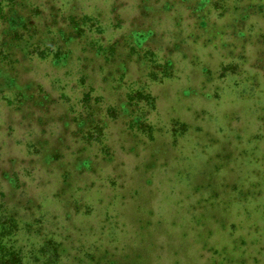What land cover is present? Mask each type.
Wrapping results in <instances>:
<instances>
[{"label": "rangeland", "instance_id": "rangeland-1", "mask_svg": "<svg viewBox=\"0 0 264 264\" xmlns=\"http://www.w3.org/2000/svg\"><path fill=\"white\" fill-rule=\"evenodd\" d=\"M164 1L171 0H159V4H163ZM194 1L196 0H181V3H186L187 7L192 6L194 11L191 14H188L185 8L179 7L177 11L164 15L167 20L163 18L159 26L168 33L166 38L160 36V41L157 39L152 41L150 46L155 47L157 51L155 56L147 46L141 51L142 56H147L146 61L151 64L153 59L155 64H162L160 57L162 54L177 61L179 51L185 52L190 59L192 58L195 67L191 63L188 65L181 63L182 72H175L179 75L178 78L171 79L173 81L171 83H154L152 88L154 91L157 89L162 95L163 99L159 97V111L165 113V118L170 117L171 111L167 110L172 108L174 98L177 112L173 114L184 118L190 124L192 122L196 128L199 126L202 134L183 136L180 140L183 155L180 160H173V154L168 155L169 166L173 168L171 172L168 171L170 167L161 168V172H157V175L161 176L154 178L156 189L154 194L148 190L149 187H145L151 184H143L137 174L133 173V176L127 177L130 175L127 173L129 170L127 166H130L128 164L132 167L135 165V156L133 152L128 151L140 149L141 143L135 135H129L125 130L123 116L120 115L117 119L103 118L108 105H118V95L113 93V90L121 80L117 77L116 86L107 83L105 75L98 69L99 65L96 67L101 58L99 53L88 54L86 60V53L85 55L82 53L83 48H76L73 45L72 49H76L77 59L68 61L66 65L53 64L48 58L35 59L30 69L26 72L24 70V74H19L20 83L24 84L22 92L27 95V100H24L27 104L22 105L17 101L21 98L15 95L12 98L14 104L7 103L12 96L10 89L0 87V191L5 193L3 199L8 203L5 214L2 211L0 222L8 218L12 209H19V215L21 214L22 217L17 215L18 226L12 228L14 235L10 233L7 237L8 243L21 252L24 264H69L80 261L82 256L88 260V255H94L96 251L94 249L79 251L77 247L71 248L68 244L70 258H60L59 261L50 258L52 254L50 251L54 248L53 242L50 241L45 249H41L45 240L41 238V233L29 232L36 229L37 223L35 222L32 228L28 227L29 217L24 206L26 204L31 206L37 217L42 216L45 226L51 223L47 221L51 220V216L48 218L44 216V209H49L51 212L53 209L58 211V217L55 218L58 226L62 224V218L67 219L68 214L64 203L59 202L50 206L49 202H46L43 206L42 202L39 207L37 204L41 201L27 203L26 197H14L13 192L9 193V187L14 184H9L7 176L3 173L11 174L12 170L16 169L19 170L20 183L17 184V188L20 189H33L39 193L45 183L52 182L50 186L53 187L71 184L75 195L69 201L73 202L72 208L78 204L79 211L72 212V217L65 222H72L77 227H81L82 235L90 232L89 236H83L82 239L85 238L95 244L100 245L102 240H105L108 242L105 244L115 247L120 240L121 244L118 248L127 245L125 251L114 254L116 256L111 255L113 261L107 264H222L221 258L225 259V257L218 251L223 248L229 256L234 254L235 258L250 259V264L264 262V247H262L264 246V0H237L236 7L230 4L231 0H226L223 2L226 14L223 15V12L216 10L215 21L209 18L211 14L207 8L198 9V3L193 8ZM82 2L93 3L94 0ZM75 3H78L77 0H71L70 5ZM159 4H153V8L150 6L148 8L154 11ZM71 10L74 12V9ZM89 11L90 9L85 7L79 14ZM128 11L130 10L127 9ZM183 12V17L174 18L182 15ZM153 13L159 15L158 12ZM128 15L132 16L133 13ZM193 21L195 24L192 23ZM99 27L112 34L114 39L117 38L115 31L119 27H115L114 23L108 21L105 24L101 23ZM196 32L198 34L194 36ZM214 34H217L215 39L212 37ZM220 34L224 36L220 38ZM150 36L140 31V34L132 37L134 43L140 45ZM125 44L127 45L128 42ZM178 44L181 46L178 47ZM136 51L137 49L133 48L130 52L132 56L106 61L104 67H109L110 76L118 75L119 72L113 70L122 66L119 65L120 62L126 64L127 73L133 79L139 77L142 72L144 74L146 66L141 59H137ZM195 58H199L202 63L205 62L209 66V71H204L205 78L208 85L211 88L215 86L217 92L222 95L221 102L216 100L214 95L200 100H188L186 93L189 90L188 85L202 87V84H197L200 75L197 70L200 63L198 61L194 63ZM84 62L94 66L85 67H88L86 71L91 76L90 83L83 77ZM165 66L162 69L171 70L170 66ZM224 66L226 70L222 71ZM36 83H40L45 89V100L47 98L51 100L52 105H49L48 111L41 110L38 104L29 98L33 85L36 88ZM209 86H206V89H209ZM26 87L28 90L25 89ZM2 90L4 93H1ZM175 90H178L180 95L178 101L174 95ZM216 102L218 107H212ZM32 104L34 107L29 106ZM70 105L73 106L72 113L67 109ZM88 105L89 108L85 110L84 107ZM202 107L205 108L206 117L203 115L194 118L193 110H201ZM87 111L93 114L94 119L107 120L100 138L96 128L90 127L86 130L83 127L87 123L95 124L89 119L84 124L82 117H85ZM88 117L91 119L90 115ZM257 121L260 123V129L256 128ZM172 122L175 121L171 120L170 127L177 129L179 125ZM218 124L223 127L221 132L216 131ZM203 135H207L210 139H205ZM87 138L92 140L89 146L86 143ZM96 138L105 140L104 148L96 142ZM157 139L162 143L160 138ZM155 141L153 146L160 147L161 145H154ZM105 148L108 150H104ZM147 158L143 160L139 158L138 162ZM102 159L110 163L104 166ZM261 162L262 166L259 165ZM213 163L219 166L213 168ZM22 168H33V170L25 172ZM47 168H51L49 172H43ZM78 171L80 174L75 177ZM209 171L213 172V175L208 181ZM189 172L192 173V177ZM125 177L127 182L121 187ZM161 177H165L164 183L159 181ZM201 180L207 181L205 184H210V187L219 191L226 182L239 185L243 192L242 198L234 201V207L231 204L232 211L227 210L228 213L218 211L217 217L209 218L208 216L226 204L218 203L217 197H212L215 199L212 204L213 200L209 199V194L212 193L210 188H202V192L198 190L192 192V186ZM203 182L200 184L202 185ZM36 184L38 187L35 189ZM133 185L139 186L138 194L130 188ZM248 189L252 193H248ZM132 194H134L133 198H130ZM230 196L231 193L227 192L224 199ZM199 197L206 198V204L214 207L206 204L204 207L194 205ZM16 199H21L23 204H16ZM129 199L130 203H122ZM14 203L15 207H13ZM226 203L228 204V201ZM127 206L128 218L122 217L123 219L117 221L116 217H121ZM200 207H203L201 209L203 212L200 214L205 219L196 223L193 217ZM118 210L120 215L116 213ZM223 219L227 225L233 223L231 227L233 232H229L228 228H220L219 223ZM138 221L153 223L150 228L142 230L144 235H150L148 238L156 240L154 245L149 246V250L146 248V252H144L145 246L134 241V232L138 231L136 225ZM210 224L212 232H208ZM256 225L258 228L253 232ZM88 227H92L89 232ZM68 232L71 234H66ZM65 234L74 238V234L78 235L76 230L56 232V235ZM115 235L118 236L117 240ZM65 240L66 243H71L70 238ZM163 240L165 244L162 243ZM77 243L80 242H75L74 246ZM56 248L59 249V246ZM108 250L112 254L113 249ZM122 253L129 255L119 260ZM142 255L145 258L144 262ZM245 263L246 261L235 262V264Z\"/></svg>", "mask_w": 264, "mask_h": 264}, {"label": "trees", "instance_id": "trees-1", "mask_svg": "<svg viewBox=\"0 0 264 264\" xmlns=\"http://www.w3.org/2000/svg\"><path fill=\"white\" fill-rule=\"evenodd\" d=\"M82 1L83 0H77L78 3L70 5L71 0H0V87H4L8 90L10 89V94H12V96L9 100H7V103L14 104L12 98L13 95H15L21 98V100L17 101L21 102L22 105L27 104L26 101H24L27 100V95L22 92L24 84L20 83L21 81L19 80V74H24V70L26 72L28 69H30L33 65V62H35V59L41 58L44 60L48 58L53 64L56 63L66 65L68 61H72L73 59L75 60V58L77 59V57H75V54L77 53L76 49H72L73 45H75L76 48H83L82 53L84 55L86 53V60H88V54L99 53L101 58L96 67L99 65L98 69L101 70V74L105 75L107 83L112 84V86H116L118 78L121 80L118 86L114 88V92L110 90V92L118 95V105H108L103 113V118L117 119L120 115L123 116V118L125 119V130L129 135H135L137 137V140L141 143L140 149L128 151L133 152L135 156V165L134 167H132L131 164L127 163L128 165H130L127 166L129 169H127V173L130 174L127 177L133 176V173L137 174L143 184H151V186L145 185V187H149L148 190L151 192V194H154V192H156L154 186V178H158L161 176H158L157 172H161V168L170 167L168 155L173 154V160H180L181 156L183 155V146L180 143V140L183 138V136L188 137L189 134H201V128H199V126L198 128H196L195 126H193L194 124L192 122L190 124L187 122V120L185 121L184 118L182 119L181 117L173 114L177 112V108L174 104V98L172 100V108L167 110L171 111L169 114L170 117L165 118V113L159 111V97L162 98V95L157 89L154 91L152 88V85L154 83L159 82L161 84H165L173 82L171 79H176L179 77V75L175 74V72H182V70L180 71L181 63L185 65L191 63L194 66L192 58L190 59L185 52L179 51V54L177 55V61L162 54V56H160L163 62L162 64H155L154 59L152 60L153 64H151L149 61H146L147 56H142L141 51L146 49V47L144 46H147L150 48L149 51L152 53V55L155 56V52L157 51L155 47L150 45L152 41H154V39L160 41V36L163 38L167 37L168 31L162 30V28H160L159 26L162 24L163 18L166 19L165 16L167 14H171V12L173 13L177 11L179 7H182V9L185 8L188 14H191L194 10H192L191 5L187 7L185 5L186 3H181V0H171L169 2L164 1L163 4H159V0H94L93 3ZM224 1L226 0H196L194 1L193 8L197 5V3L199 5L198 9L207 8L209 14H211L209 18L214 19L213 21H215V19H217L216 10H219V12H223V15L226 14V7L223 6ZM236 1L237 0H231L230 4L232 6L235 5L236 7ZM157 3L159 4V6L154 11L149 10V6L153 8L152 5ZM85 7L89 8L90 11L82 12L81 14H79V12L83 11ZM71 9H74V12ZM127 9L130 11L127 12ZM153 12H158L159 15ZM128 13H133V15L129 16ZM181 16H184V12L182 15H179L178 17L175 16L174 18L178 19ZM108 21L114 23L115 27H119L115 31V37H117L116 39H114V36L104 28L99 27L101 26V23L105 24ZM194 21L192 22L193 24H195ZM94 25L96 27H93ZM123 29L125 31H123ZM181 30H183V28H181ZM140 31L145 32V34H150L151 36L146 42L139 45L137 43H134L135 40L132 36L140 34ZM197 34L198 32H196L194 36ZM220 35V38L224 36V34ZM212 37L215 39L217 37V34L212 35ZM125 42H128V44L126 45ZM185 42H187V40H185ZM179 46L181 45L178 44V47ZM133 48L137 49V59H141V61H143L144 65L146 66L145 73L143 74L142 72L139 77L133 79V77H131L129 73H127L128 68L126 64H121L123 62H120L119 65L122 66L113 70V72H119L118 75L115 76L113 74L112 76H110L109 67H104L106 61L114 59L116 60L119 57L126 58L132 56L130 52L133 51ZM193 60L194 63H197L196 61L200 63L197 70L200 74L197 84H202V87L188 85L187 88L189 90L186 91V93L188 94V100H200L201 98H210L214 95L216 96V100H219L221 102L222 95L217 92L215 86L211 88V86H209L207 83V78H205L206 74L204 73V71L208 72L209 66L205 62L202 63L199 58H195ZM86 65L89 67L94 66H90L87 62H84L82 67L84 80H89L90 83L92 80L89 72L86 71V69L88 68H85ZM165 65L170 66L171 70H165V68L162 69V67H164ZM105 70L107 74L105 73ZM221 70H226V66H224ZM210 81H212L211 78ZM206 86H209V89H206ZM25 89L28 90V87H26ZM1 93H4V90H2ZM45 94V89L40 86V83H36V88L33 85L29 98L32 99V102L37 103L38 107L41 110L48 111L49 105L52 104L49 98L45 100ZM174 95H176V100L179 99L180 95H178V90H175ZM40 96H42V98H40ZM43 103L46 105H42ZM29 106L34 107L33 104ZM213 106L217 108V102L214 103L212 107ZM88 108L89 105L87 107H84L85 110H87ZM67 109L69 112H73L72 105H70ZM193 114L194 118H199L203 115L206 117L205 108L202 107L201 110L194 109ZM89 115L91 119L88 117ZM82 118L84 124L87 123V119H89V121L92 120L95 123L91 125L87 123V125H84L83 127L86 130H88L90 127H94L99 133L98 138L103 135L107 120L103 121L98 120V118L94 119L93 114L89 113V111H87L85 117ZM172 119L173 121H175L172 123L179 125L177 129H173L170 127ZM259 126L260 123L258 122L256 128L260 129ZM222 129V125L218 124V126L216 127V131L221 132ZM205 133H208L210 135L208 131H205ZM82 136L83 138H85L84 135ZM157 138H160L162 140V143ZM205 139L209 140L210 138L206 135ZM102 140L103 139L96 138V142L100 143L103 147L105 140ZM154 141V145L158 144L161 146L158 148L154 147ZM91 142L92 140L87 138L86 143L88 146L92 144ZM104 150H108V148H105ZM255 157L257 158L258 156ZM139 158H141L142 160L144 158L147 159L144 160L145 162H138ZM101 161L103 162L102 165L104 166L110 163L109 161L104 159H102ZM212 165L213 168L219 166L215 163H213ZM259 165L262 166L263 163L261 162ZM172 168L173 166H171L168 171L171 172ZM50 169L51 168H47L43 170V172H49ZM22 170L27 172L33 170V168H22ZM80 171L84 172V170L82 169H80ZM18 172L19 170L16 169L12 170L11 174L3 173L4 176H7L8 183L14 184V186L9 187V193L13 192V194H15L14 197L20 198L24 196L27 198V203L41 201L37 204L39 207H41L42 202L43 206L46 202H49L50 206L59 202L64 203L65 210L67 211L66 214H68V217H66L67 219L65 220H68L72 217V212L79 211L78 204L75 205V208H72L73 202L69 201L70 198L75 195V191L72 189L70 183L69 185L63 184L61 187L50 186L52 182L45 183L42 186L43 188L41 187L42 190L38 193L37 190L33 189L28 190L26 188H17V184L20 183ZM79 174L80 172L78 171V174L75 175V177H77ZM189 174L192 177V173L189 172ZM207 175V180L209 181L212 179L213 172L209 171ZM127 177L124 178L123 184L121 183V187L124 186L127 182ZM159 181L161 183H164L165 177H161ZM203 181L205 180L196 182L192 186L193 190L191 191L196 192L198 190V192H202V188H210L212 193L209 194V199L213 200L211 203L213 204L215 202V199L212 197H217L218 203L222 202L226 204L222 205V207L219 208L216 212H213L210 216H208L209 218L217 217L218 211H232V208L230 207L231 204L234 207V201L237 198H242L243 192L242 188L239 185L235 186L234 184L226 182L223 189L219 191L217 188L210 187V184H205L207 181ZM201 182H203L202 185L200 184ZM37 187L38 185L36 184L34 188L36 189ZM130 188L134 191L135 194L139 193V186L133 185ZM229 189H231V191H229ZM227 192H230L231 196L224 199L225 193ZM247 192L252 193L249 189L247 190ZM79 195L80 194H78V196ZM133 195L134 194H132L130 198H133ZM125 197L127 196L125 195ZM3 198H5V193L3 191H0V216L5 214V210H7L8 205V203ZM226 201H228V204L226 203ZM116 202H119L117 196ZM15 203L20 205L23 204V201L21 199H16ZM15 203L13 207L16 206ZM122 203H130V199L127 202ZM205 204L206 198L202 197H199L194 203V205L196 206L203 207ZM206 205L214 207L209 205L208 203ZM203 207L197 208V210L199 211L194 213L195 216L193 217V219L196 220V223L200 220L205 219L202 218V215L200 214L201 212H203L201 210ZM24 208L26 210L27 216L29 217V221L27 222L28 227L32 228L33 224L35 222L37 223L36 229L29 232H37V234L41 233V238L45 240L44 245L41 249H45L50 241L53 242L54 248H52L50 251L52 253L50 255V258H54L53 260L60 261V258H70L71 253L69 251L70 247L68 244H70L71 248L77 247V250L79 251H87L90 249H94L96 251V254L88 255V260L84 259V256H82L80 261L69 264H107L108 262L113 261L111 259V255L117 254L118 252H123L126 249L127 245L125 247L123 246V248H118L121 244L120 240L118 241V245H116L115 247H111L110 245L105 244L108 243L105 240H102V243L98 245L92 241H87L85 238L82 239L83 236H89V231H91L92 227L87 228V231L89 233H85L82 235L81 227H77L72 222L66 223L64 218L61 219L62 224L58 226L57 222L55 221V218L58 217V211L56 209H53L52 212L49 211V209H44L45 213H43V215H46L47 218L51 216V220H47L51 223L45 226L43 225V217H37L35 215V211L31 206L26 204ZM2 211H4L3 214ZM128 211L129 210L127 206L126 209L123 210V215H121V217L117 218L115 216L117 221L123 218H128ZM116 213L119 214V210ZM17 215H19V209H12L10 214L7 216L8 218L3 220V222H0V264H24L21 252H18L17 249H14V245L8 243L9 238L7 237L10 233H13L14 235V229L12 230V228L18 226ZM19 216L22 217L21 214ZM224 221L225 219L220 221V228H228L229 232H233V230L231 229L233 223L227 225V222ZM136 225L138 231L134 232V241L135 243L139 242L141 245L145 246L144 252H146V248H148L149 250V246L154 245L156 243V240L153 241L151 237L148 238L150 235H144V232L142 230L145 228H150L153 223L149 221H138ZM47 228H49L50 230ZM257 228L258 227L256 225L253 232H255ZM65 230H76L78 235L74 234L75 238L71 235H66L71 234V232L66 233L64 236L56 235V232H64ZM212 231L213 230L210 224L208 232ZM258 234L261 237L260 232H258ZM67 238L71 239L72 244L66 243L65 239ZM117 239L118 236H116V240ZM122 239H124V236ZM75 242L80 243H77L74 246ZM162 243L165 244L166 242L163 240ZM57 246H59V249L56 248ZM108 249H113L112 254H110ZM218 252L225 257V259L223 258L224 260L221 258L220 263L222 264H235V262L237 261H246L245 264H250V259L248 260L244 257L235 258V255L232 253L231 254L233 256L227 255L229 253L225 248L219 250ZM126 255L129 254L122 253L119 257V260H122V258ZM144 260L145 258L142 255V261L144 262ZM262 264H264V262H262Z\"/></svg>", "mask_w": 264, "mask_h": 264}]
</instances>
